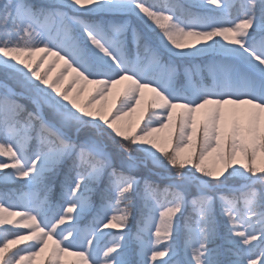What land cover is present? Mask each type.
<instances>
[{
	"label": "snow or ice",
	"instance_id": "obj_1",
	"mask_svg": "<svg viewBox=\"0 0 264 264\" xmlns=\"http://www.w3.org/2000/svg\"><path fill=\"white\" fill-rule=\"evenodd\" d=\"M0 76V264H264V0H0Z\"/></svg>",
	"mask_w": 264,
	"mask_h": 264
},
{
	"label": "rangeland",
	"instance_id": "obj_2",
	"mask_svg": "<svg viewBox=\"0 0 264 264\" xmlns=\"http://www.w3.org/2000/svg\"><path fill=\"white\" fill-rule=\"evenodd\" d=\"M34 56L41 61H47V63L44 64V68L49 70V75L53 78L56 79L57 76L60 75V73L63 71V61H59L57 60L55 64L52 63L53 60H55V57H52L50 54H45V53H35ZM195 63H200L199 60H196ZM182 71V70H181ZM180 82L184 83V77L181 75L180 76ZM66 88H68L69 90L72 89H79V88H83L84 92L82 93V97L83 98H90L89 93L93 92V89L98 88V85H93V84H88V83H84V82H80L78 81L77 83L73 84L72 83V76H69L68 81L65 83L64 85ZM119 87V86H118ZM99 99V97L97 98ZM111 101V98H110ZM116 105H119V101H116ZM139 116V110L137 113L132 114V118L133 119H137ZM3 162H8L7 158H3ZM10 169H6V170H0V175L9 172ZM28 190L26 188H24L18 181L16 182H10L8 184H4V183H0V192H12L14 193V195L12 196V199L15 201H19L20 197L23 196L24 193H26ZM239 195V194H238ZM60 200V199H59ZM51 202L53 205H55L56 203H58L59 201H55L54 199L51 198ZM97 204L99 203L98 200L95 201ZM66 207V205H64ZM240 206L243 207V200H240ZM139 203L137 202V206L136 208L133 210V216L130 217L129 219V224L131 226V236H132V245L134 248H136V244H135V236L137 233V226H138V222L140 220V212H139ZM219 208V202L217 201V209ZM15 211H20V212H26L27 209L20 207V208H16L14 209ZM95 215V213L92 214H85V216L79 221V223L77 224L76 220H75V214H73V219L72 220H66L65 221V225H77V227L81 230V232H85L87 231L89 228H91L92 225V221H93V216ZM15 219L19 220V217H16ZM183 224L184 222L181 221V227L183 228ZM65 225H61V227H64ZM16 227H22V225H0V230L3 229H14ZM109 230H105V232H107ZM114 234H116V232L118 230H112ZM126 231V230H125ZM12 238V237H9ZM113 237L112 236H108L105 235L104 237L101 238L100 240V247L103 248L106 244H109V242L111 241ZM147 238V237H145ZM58 239V238H57ZM183 240H184V233L183 231L181 232L180 235V243L181 245L183 244ZM26 243H29L28 241H25L21 244L16 245L12 251H15V249L17 247H23ZM220 243H222V241H220ZM79 250V249H74V251ZM136 251H138V248H136ZM225 261H227V257H222ZM66 259L68 261H72L75 259V257L72 256H68L66 257ZM133 260H138L139 257L137 255H133L132 256ZM158 259H167V257L164 258H158ZM179 259V257L177 258ZM36 264H47L46 260H42L41 257H37L36 258Z\"/></svg>",
	"mask_w": 264,
	"mask_h": 264
},
{
	"label": "trees",
	"instance_id": "obj_3",
	"mask_svg": "<svg viewBox=\"0 0 264 264\" xmlns=\"http://www.w3.org/2000/svg\"><path fill=\"white\" fill-rule=\"evenodd\" d=\"M32 2H36V0H32ZM178 2H184V0H178ZM0 79H2V76H0ZM3 89H0V92H2ZM25 102V101H22V103ZM52 199H54L55 201H59L60 197H59V191L58 189L57 190H54V193L52 195ZM182 222H184L183 218L181 219Z\"/></svg>",
	"mask_w": 264,
	"mask_h": 264
}]
</instances>
